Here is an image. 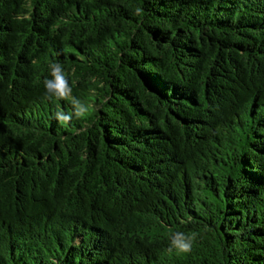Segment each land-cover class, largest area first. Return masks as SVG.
I'll return each instance as SVG.
<instances>
[{
    "label": "trees",
    "instance_id": "1",
    "mask_svg": "<svg viewBox=\"0 0 264 264\" xmlns=\"http://www.w3.org/2000/svg\"><path fill=\"white\" fill-rule=\"evenodd\" d=\"M0 264H264V0H0Z\"/></svg>",
    "mask_w": 264,
    "mask_h": 264
},
{
    "label": "clouds",
    "instance_id": "2",
    "mask_svg": "<svg viewBox=\"0 0 264 264\" xmlns=\"http://www.w3.org/2000/svg\"><path fill=\"white\" fill-rule=\"evenodd\" d=\"M137 11H141L138 9ZM51 79H45L44 85L49 94V97L55 96L58 99L67 100L71 95V86L64 74V70L58 62H53L49 65ZM74 115L76 118H82L88 113V108L81 104V102L75 97L71 100ZM55 116L59 118V122L62 125L70 123L72 116L65 114L63 111H57ZM195 237H188L182 232H176L171 236V246L177 248L181 252H190L192 242Z\"/></svg>",
    "mask_w": 264,
    "mask_h": 264
}]
</instances>
